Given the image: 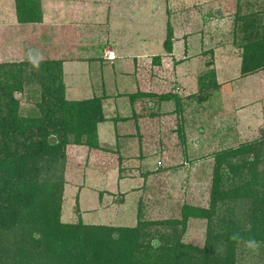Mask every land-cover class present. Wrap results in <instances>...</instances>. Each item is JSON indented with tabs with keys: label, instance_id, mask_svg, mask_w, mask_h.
Listing matches in <instances>:
<instances>
[{
	"label": "rangeland",
	"instance_id": "rangeland-1",
	"mask_svg": "<svg viewBox=\"0 0 264 264\" xmlns=\"http://www.w3.org/2000/svg\"><path fill=\"white\" fill-rule=\"evenodd\" d=\"M38 1L41 19L27 23L18 20L15 0H0V117L4 103L11 102L4 90L12 91L18 116L34 115L48 96L52 74L62 82L66 99L63 62L82 53L90 65L104 61L105 50L115 51L117 59L137 57L141 68L140 56L149 58L144 68L149 92L177 93L183 103L178 117L169 101L157 110L151 104L144 108V113L158 111V117L104 124V150L67 145L61 220L134 227L139 220L178 219L183 205L207 207L212 155L264 135V68L241 75L238 23V16L261 10L264 0ZM168 25L170 53L163 46ZM154 56L160 58L158 66L150 63ZM47 62L56 63L48 67ZM129 63L128 69L120 62L117 71L131 72ZM208 71L221 82L200 92ZM134 73L136 83H145ZM82 76L77 77L86 83ZM117 80L121 83L119 75ZM129 88L121 83L120 90ZM114 105L117 116L132 115L127 98ZM206 227L205 220L189 219L183 242L202 247ZM263 259L264 246L239 251L242 264Z\"/></svg>",
	"mask_w": 264,
	"mask_h": 264
},
{
	"label": "trees",
	"instance_id": "trees-1",
	"mask_svg": "<svg viewBox=\"0 0 264 264\" xmlns=\"http://www.w3.org/2000/svg\"><path fill=\"white\" fill-rule=\"evenodd\" d=\"M15 1L20 22L40 21L38 0ZM238 18L240 72L249 75L264 68V6ZM172 38L168 25L163 42L168 53ZM153 62L158 65L159 56ZM214 75L202 76L200 92L217 86ZM51 80L39 111L24 118L17 114L12 91L3 92L11 102L4 103L0 117V264H242L239 251L245 245L230 240L232 233L264 246V135L212 155L207 207L183 205L178 219L139 220L134 227L63 222L65 148L100 149L98 124L106 118L101 97L65 99L60 79L56 83L52 74ZM142 96L156 98L154 103L173 102V112L182 114L177 93ZM176 131L183 142V125ZM189 219L207 222L202 247L182 240ZM154 239L158 247L152 246Z\"/></svg>",
	"mask_w": 264,
	"mask_h": 264
},
{
	"label": "crops",
	"instance_id": "crops-1",
	"mask_svg": "<svg viewBox=\"0 0 264 264\" xmlns=\"http://www.w3.org/2000/svg\"><path fill=\"white\" fill-rule=\"evenodd\" d=\"M111 51L114 53L115 58L114 59H107L104 57V61L99 60L98 62H90V65H87L88 61L84 59L82 56V53L74 55L72 59L73 61H65L62 63L63 70H64V84L66 86V99L68 100H85L90 99L92 97H101L102 98V107L103 112L106 118L105 122H102L98 124V139H99V145L100 149L96 150H104V148H101V141H100V130L103 128V125L106 123L114 124V126L118 125V123H124L125 121L132 120L134 118H141L143 117H153L156 115V117L159 116V114L155 111L144 113V108L147 106V104H151V108L159 109L162 105V103H154L157 99L156 98H149L142 96V94H154L155 92H149L147 83V73L145 71L146 63L149 60L146 56H140L144 61V67H139V60H137V57H128V58H120L117 59V55L115 51L112 50H105V52ZM104 52V54H105ZM101 53V52H100ZM103 53H101L100 57L103 58ZM139 58V59H140ZM92 59H96L95 57ZM118 60V62H117ZM131 60V64L129 63ZM117 62V63H116ZM125 63V67L129 69L128 64H130L131 72L129 71H117L116 65L119 63ZM94 63H98V65L95 66ZM151 65L152 66H158L155 65L153 60L151 59ZM134 72H139V78H143L145 83H136V76ZM87 76V78H82L85 80L86 83H84L82 80H80L77 76ZM117 75H119V78L121 79V83H123L124 87H130V91L127 92L125 90H120L121 83L117 80ZM175 75V74H174ZM151 78V76H149ZM68 80V82H66ZM217 84L220 83V80L216 81ZM133 96V97H132ZM125 97L130 101V105L132 108V115L127 117H119L116 115V108L114 105V100L117 98ZM189 105V104H188ZM143 114H142V113ZM141 113V114H140ZM176 114V113H175ZM177 116V114H176ZM168 116H166L167 118ZM178 117V116H177ZM137 118V120H138ZM136 125V123H135ZM114 134V130H112ZM116 137V133L114 134ZM128 136V135H127ZM135 137V135H133ZM84 147V146H83ZM88 149V148H87ZM95 149H89V151H94Z\"/></svg>",
	"mask_w": 264,
	"mask_h": 264
},
{
	"label": "clouds",
	"instance_id": "clouds-1",
	"mask_svg": "<svg viewBox=\"0 0 264 264\" xmlns=\"http://www.w3.org/2000/svg\"><path fill=\"white\" fill-rule=\"evenodd\" d=\"M36 66L38 67L39 65L36 64ZM229 239L238 244L243 243L246 246V248H248L249 250H252L253 252L257 251L260 246L259 242L254 237H245L240 232L232 233ZM159 243L160 242L158 239H154L152 241V246L158 247Z\"/></svg>",
	"mask_w": 264,
	"mask_h": 264
},
{
	"label": "built area",
	"instance_id": "built-area-1",
	"mask_svg": "<svg viewBox=\"0 0 264 264\" xmlns=\"http://www.w3.org/2000/svg\"><path fill=\"white\" fill-rule=\"evenodd\" d=\"M104 57H106L107 59H114L115 55L113 52L107 51V52H105Z\"/></svg>",
	"mask_w": 264,
	"mask_h": 264
}]
</instances>
